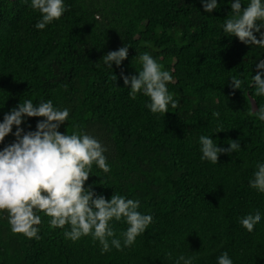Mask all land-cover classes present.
Returning a JSON list of instances; mask_svg holds the SVG:
<instances>
[{
    "label": "trees",
    "instance_id": "16d2710c",
    "mask_svg": "<svg viewBox=\"0 0 264 264\" xmlns=\"http://www.w3.org/2000/svg\"><path fill=\"white\" fill-rule=\"evenodd\" d=\"M232 2L217 0L209 13L201 0H64L62 17L40 30L31 0H0V123L28 99L68 108L59 131L90 135L107 149L110 172L94 163L85 188L94 198L139 200L138 211L153 217L130 247L123 246L126 220L111 221L122 250L109 241L102 253L91 235L73 242L64 235L70 225L52 227L43 212L38 240L12 233L0 212V264H184L181 256L218 264L224 252L233 264H264V193L250 187L264 163V121L255 114L264 95L252 80L264 47L224 32ZM261 34L264 27L254 33ZM124 46L127 59L108 67L102 58ZM144 52L172 75L166 87L178 106L166 114L152 113L150 98H131L124 84L122 76L142 70ZM232 77L243 81L240 89ZM42 119L24 117L23 133ZM202 135L221 149L229 140L240 148L213 164L201 159ZM257 211L261 221L248 232L240 221Z\"/></svg>",
    "mask_w": 264,
    "mask_h": 264
},
{
    "label": "clouds",
    "instance_id": "9594fccd",
    "mask_svg": "<svg viewBox=\"0 0 264 264\" xmlns=\"http://www.w3.org/2000/svg\"><path fill=\"white\" fill-rule=\"evenodd\" d=\"M204 11L211 13L218 8L217 0H201ZM31 7L41 13L36 28L43 30L46 25L59 20L65 12L64 0H31ZM231 13L222 25L225 33L236 37L246 45L264 47V34L257 39L254 33H260L264 27V3L262 0H250L242 7L241 0L231 3ZM128 57V46L112 51L102 59L111 68ZM142 70L138 76H122L125 86L130 84V96L135 99L138 93L150 98L146 105L152 113H168V106L175 109L178 103L169 94L166 85L173 81L169 71L147 52L140 54ZM258 74L252 80L256 95H264V60L257 65ZM235 89H240L243 81L232 77ZM258 119L264 121V106L255 112ZM219 116V113H214ZM24 117L43 118L36 125V131L23 133L20 127ZM69 118V109L55 108L48 100L34 104L31 99L20 103L4 116L0 123V143L16 127V141L0 151V212H7L12 233L22 234L28 239H40L38 226L42 223L37 212L50 217V226L64 228L70 225L65 237L73 242L83 236L91 235L102 246V253L111 247L122 250L121 240L110 222L122 218L128 224L122 233L123 246L130 247L136 238L143 234L153 222L151 215L138 211L139 200L126 199L114 194L110 201L103 196L94 198L91 188L86 189L92 165L95 163L104 173L110 172L104 153L107 149L94 137L73 131L62 134L59 128ZM219 132V131H218ZM202 160L216 164L222 152H235L240 148L239 141H228L229 148L221 149L208 136H200ZM257 170L250 180V187L264 193V163L257 164ZM261 221V214H249L241 219L248 232ZM110 241V243H109ZM184 264H192V258H179ZM218 264H233L227 252L218 257Z\"/></svg>",
    "mask_w": 264,
    "mask_h": 264
}]
</instances>
